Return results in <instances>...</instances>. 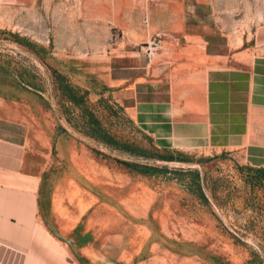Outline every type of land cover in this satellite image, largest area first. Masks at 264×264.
<instances>
[{"label": "rangeland", "instance_id": "obj_1", "mask_svg": "<svg viewBox=\"0 0 264 264\" xmlns=\"http://www.w3.org/2000/svg\"><path fill=\"white\" fill-rule=\"evenodd\" d=\"M123 1L0 0V110L28 125L39 169L36 188L7 195L32 207L26 264H264V164L157 145L131 92L105 81L116 55L146 72L165 38L117 50ZM189 1L234 45L264 29V0Z\"/></svg>", "mask_w": 264, "mask_h": 264}, {"label": "crops", "instance_id": "obj_2", "mask_svg": "<svg viewBox=\"0 0 264 264\" xmlns=\"http://www.w3.org/2000/svg\"><path fill=\"white\" fill-rule=\"evenodd\" d=\"M144 3L123 1L116 25L128 38L117 50L158 34L165 38L148 57L146 72L139 55H116L105 66V81L131 92L133 117L146 115L147 134L157 145L238 151L264 164V29L254 32L251 45L246 38L234 45L232 34L207 18L202 1L179 0L178 8L171 1ZM29 143L28 125L0 110V190L6 196L37 186ZM5 195L0 192V264H26L32 207Z\"/></svg>", "mask_w": 264, "mask_h": 264}, {"label": "built area", "instance_id": "obj_3", "mask_svg": "<svg viewBox=\"0 0 264 264\" xmlns=\"http://www.w3.org/2000/svg\"><path fill=\"white\" fill-rule=\"evenodd\" d=\"M153 44V43H152Z\"/></svg>", "mask_w": 264, "mask_h": 264}]
</instances>
